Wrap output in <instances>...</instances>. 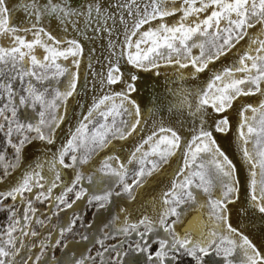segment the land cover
I'll use <instances>...</instances> for the list:
<instances>
[{
    "label": "snow or ice",
    "instance_id": "1",
    "mask_svg": "<svg viewBox=\"0 0 264 264\" xmlns=\"http://www.w3.org/2000/svg\"><path fill=\"white\" fill-rule=\"evenodd\" d=\"M0 34V264H264V0H0Z\"/></svg>",
    "mask_w": 264,
    "mask_h": 264
},
{
    "label": "bare ground",
    "instance_id": "2",
    "mask_svg": "<svg viewBox=\"0 0 264 264\" xmlns=\"http://www.w3.org/2000/svg\"><path fill=\"white\" fill-rule=\"evenodd\" d=\"M29 38H31L29 36ZM9 41V38L5 35L0 34V45H6ZM87 53V48H86ZM100 53L99 51L96 53L98 56ZM231 58H229L230 60ZM229 60L221 59V63H228ZM220 65L218 64L217 67ZM83 66L81 68V84H83ZM167 73V80L173 83H170L169 86H176L178 82L176 81V77L173 74L172 69H162L161 75L159 77H156L155 74H149V73H141L140 79L136 82L137 83V90L133 93V96L137 99L138 103L141 105V111H142V118L146 119L148 121V124L150 125L152 122V118L148 115V108L152 106V103L156 100V97L158 95H161L164 91V85L166 82V76L164 73ZM92 99V92H91V85L89 84V87L87 91L81 90V88L78 86V94L75 96L74 99L70 98L68 101L69 106V119L68 122L64 124V130L67 131V129L75 124V118L79 116V114L83 111H86V107L88 104L91 103ZM160 117L157 116L156 119H159ZM59 143V141L57 142ZM117 146H119L120 142H116ZM131 141L128 142V145L130 146ZM224 147L230 148V143L228 140L224 141ZM29 154L35 153L37 150L36 148H30ZM85 172L89 171L88 168L84 169ZM170 171V170H169ZM67 175L70 177L72 175L71 172H68ZM166 179L165 177H158L154 176L152 178L151 184L148 188L144 190V193H142L141 199H143L144 196L150 194L155 187L163 180ZM5 185H0V188H4ZM83 202H81L78 207L81 209L83 206ZM239 212V208L234 209V216ZM68 216V213H64L62 215V219L65 220ZM105 219V213L101 212L96 216V222L99 224ZM259 224L256 225V230L253 231L254 237L259 240L260 239V233L258 231ZM72 238V237H71ZM78 239V238H77ZM57 256L60 255V252L56 254Z\"/></svg>",
    "mask_w": 264,
    "mask_h": 264
},
{
    "label": "rangeland",
    "instance_id": "3",
    "mask_svg": "<svg viewBox=\"0 0 264 264\" xmlns=\"http://www.w3.org/2000/svg\"><path fill=\"white\" fill-rule=\"evenodd\" d=\"M0 185H2V184H0ZM10 202H11L10 200H9V201H5V203H10ZM117 203H118V202H117ZM37 207L39 208V211H40V212H44V211H45V205L40 204V205H37ZM79 209H80V208H79ZM80 210L86 212V215H85V222H87L88 220H91V219L93 218V212L95 211V209H89V208H86V205L83 204V206L81 207ZM60 219L63 220V219H62V216H61ZM3 220H4V214H3V213H0V221H3ZM53 223H56V219H55V217L53 218ZM0 226H2V225H0ZM49 230H51V229H49ZM80 231H83V229H80ZM77 238H78V237H77ZM26 239H27V238H26ZM69 239H72V238L69 237ZM58 252H60L59 249H57L56 254H57Z\"/></svg>",
    "mask_w": 264,
    "mask_h": 264
}]
</instances>
